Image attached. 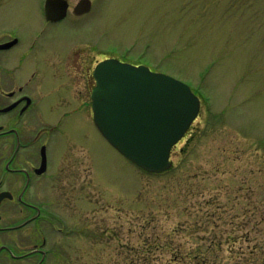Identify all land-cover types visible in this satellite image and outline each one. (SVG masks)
<instances>
[{
  "label": "rangeland",
  "instance_id": "374dc122",
  "mask_svg": "<svg viewBox=\"0 0 264 264\" xmlns=\"http://www.w3.org/2000/svg\"><path fill=\"white\" fill-rule=\"evenodd\" d=\"M43 1L0 0V32L37 35ZM91 2L88 15L46 27L32 52L43 76L34 87L55 99H37L31 121L38 113L65 128L53 145L70 156L50 181L59 221L11 233L17 254L42 234L52 252L43 264H264V0ZM109 57L179 80L200 100L163 173L137 168L94 127L91 72ZM19 208L1 203L0 223L23 222Z\"/></svg>",
  "mask_w": 264,
  "mask_h": 264
},
{
  "label": "flooded vegetation",
  "instance_id": "af4514ba",
  "mask_svg": "<svg viewBox=\"0 0 264 264\" xmlns=\"http://www.w3.org/2000/svg\"><path fill=\"white\" fill-rule=\"evenodd\" d=\"M60 4H67L66 14L60 20H47L44 11L41 13L42 28L40 32L32 38L23 39L17 29L14 31L0 32V187L8 180L10 187L1 188L0 192L7 191L11 198L2 201L16 202L20 204L19 213H27V218L13 225H3L0 223V264H43L52 253L48 248L49 240L41 234L40 244L33 243L31 248L24 246L20 254H17L18 244L16 240L10 239V234L25 228L28 225L39 226L50 223V220H58L56 210L51 209L49 200L53 197L50 193V181L61 178L65 172L60 167V162L70 156L67 147H56L53 145L56 136L65 137V128L59 129L57 125H48L41 115L36 113V122H32V114L37 105V99L49 98L53 94L49 91L38 92L39 86L43 83L38 63V58L32 56L36 42L40 40L42 31L46 27L63 23L65 20L81 18L91 12L77 15L75 7L69 6L68 0ZM71 7V10L69 8ZM45 26V27H44ZM11 45L6 46L11 41ZM24 47L22 51H16ZM36 57V58H35ZM28 61L29 65L24 66ZM98 63V62H97ZM91 78L95 85L93 70ZM43 64V63H42ZM39 68V69H38ZM39 80L35 89V79ZM18 79L21 80L18 83ZM53 84V83H52ZM40 87L43 88V85ZM94 87V86H93ZM90 109H91V92ZM65 111L62 118L65 117ZM92 116V112H91ZM46 121V122H44ZM57 123V122H56ZM74 158V157H73ZM74 173V172H73ZM53 179V180H52ZM53 189V187L51 188ZM65 190L60 189L57 194L58 199L65 198ZM57 215V216H56ZM2 217L0 214V222ZM43 232V227H40ZM46 230V229H45Z\"/></svg>",
  "mask_w": 264,
  "mask_h": 264
},
{
  "label": "water",
  "instance_id": "95a60500",
  "mask_svg": "<svg viewBox=\"0 0 264 264\" xmlns=\"http://www.w3.org/2000/svg\"><path fill=\"white\" fill-rule=\"evenodd\" d=\"M60 2H46L47 19L58 20L65 16L67 6ZM89 7V1L82 0L75 13L86 12ZM94 76L93 121L102 136L144 171L168 170L171 148L196 119L199 99L186 84L172 77L115 59L100 62ZM5 197L11 198L9 193L3 192L0 202Z\"/></svg>",
  "mask_w": 264,
  "mask_h": 264
}]
</instances>
